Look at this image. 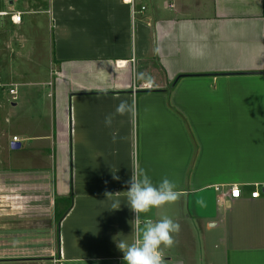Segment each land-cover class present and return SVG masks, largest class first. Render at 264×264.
Masks as SVG:
<instances>
[{"label": "crops", "instance_id": "obj_1", "mask_svg": "<svg viewBox=\"0 0 264 264\" xmlns=\"http://www.w3.org/2000/svg\"><path fill=\"white\" fill-rule=\"evenodd\" d=\"M38 8L0 7V60L46 59L29 84L51 100L46 131L14 135L27 159L0 170V264H125L133 170L182 192L141 214L180 225L165 264H264V0H49L45 26Z\"/></svg>", "mask_w": 264, "mask_h": 264}, {"label": "rangeland", "instance_id": "obj_2", "mask_svg": "<svg viewBox=\"0 0 264 264\" xmlns=\"http://www.w3.org/2000/svg\"><path fill=\"white\" fill-rule=\"evenodd\" d=\"M9 2L10 0H0V7L3 6L5 8L22 10L27 0H15V3L12 5V7H10ZM48 3L49 0H39L40 8L37 10H40V12L34 16L35 19L41 22L44 26L48 24L49 17L48 14L45 11L42 12V10L48 8ZM28 32L31 35L32 30H28ZM2 56L5 55L3 54ZM37 62L39 63L37 64ZM10 72H25L22 74L24 75L22 76L23 79L22 77L19 79L21 80L20 82H25H23L22 85L14 87L17 90V99L15 101L12 99L11 94L8 91L9 88H2L0 86V170H5L7 168L10 170L11 163L13 165L15 164L16 166V161L27 159V157H25L26 154L23 153V149L27 147V142L25 140L22 141L21 148L18 149H12L11 143H7L8 141H12V137L15 134L20 135L21 130L33 133V125L35 124V126H37L36 120L39 122V133L46 131L49 126V117L47 116L49 114V104L51 100L47 93L49 92L50 88L46 86H37L36 84L32 87L29 84L33 82V80L35 81L37 79L49 80L48 61L46 59L32 61L17 59L9 60L5 57L4 59L0 60V78L1 75L5 76ZM4 76V81L8 80L7 77ZM14 80L15 82H18V79ZM14 103L17 105L14 106ZM1 178L2 175H0V179ZM7 219H13L15 221L14 218ZM3 264H22V262L17 260H9Z\"/></svg>", "mask_w": 264, "mask_h": 264}, {"label": "clouds", "instance_id": "obj_3", "mask_svg": "<svg viewBox=\"0 0 264 264\" xmlns=\"http://www.w3.org/2000/svg\"><path fill=\"white\" fill-rule=\"evenodd\" d=\"M116 114L124 115L129 111L127 101H121L116 107ZM113 116L105 117V125L111 127ZM116 133H113L115 141ZM119 179L118 176L113 177ZM129 187L125 192L128 205L135 213L132 224L133 238L129 243L126 240L117 241V248L123 253L125 264H165L163 249L172 248L176 244L175 235L180 231V225L168 216L157 220L141 219V214L148 213L152 208H159L166 204L175 203L182 195L174 181L163 178L158 185H154L146 171L133 170ZM121 192L105 191L106 199L118 196ZM201 204V200L196 201ZM121 207L119 200H115L112 210Z\"/></svg>", "mask_w": 264, "mask_h": 264}, {"label": "built area", "instance_id": "obj_4", "mask_svg": "<svg viewBox=\"0 0 264 264\" xmlns=\"http://www.w3.org/2000/svg\"><path fill=\"white\" fill-rule=\"evenodd\" d=\"M123 1H124L125 3L130 4L132 7H134V2H135V0H123ZM170 6H172V5L170 4ZM143 8H144V7H142V9H143ZM0 14H7V13H6V12H5V13H1V12H0ZM11 20H12L13 22H15V23L20 22V20H21V14H20V13L12 14V15H11ZM9 92H10V94H11L12 99L15 100V99H16V95H17V90H16L15 88H10V89H9ZM13 141L18 142L19 139H18L16 136H14V137H13ZM240 195H241V189L239 188V186H237V185H233V186L231 187V190H230V196H231L232 198H239ZM258 196H259V191H258V189H255V190L251 193V197L256 198V197H258Z\"/></svg>", "mask_w": 264, "mask_h": 264}, {"label": "water", "instance_id": "obj_5", "mask_svg": "<svg viewBox=\"0 0 264 264\" xmlns=\"http://www.w3.org/2000/svg\"><path fill=\"white\" fill-rule=\"evenodd\" d=\"M20 147V143L19 142H11V148L12 149H18Z\"/></svg>", "mask_w": 264, "mask_h": 264}, {"label": "trees", "instance_id": "obj_6", "mask_svg": "<svg viewBox=\"0 0 264 264\" xmlns=\"http://www.w3.org/2000/svg\"><path fill=\"white\" fill-rule=\"evenodd\" d=\"M60 217V215H58V218Z\"/></svg>", "mask_w": 264, "mask_h": 264}]
</instances>
